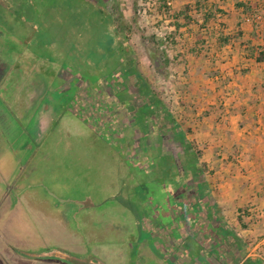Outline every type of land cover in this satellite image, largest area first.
Instances as JSON below:
<instances>
[{"label": "rangeland", "instance_id": "obj_1", "mask_svg": "<svg viewBox=\"0 0 264 264\" xmlns=\"http://www.w3.org/2000/svg\"><path fill=\"white\" fill-rule=\"evenodd\" d=\"M162 1L0 0V264L54 248L133 264L153 229L176 254L179 233L198 240L202 259L187 258L206 264L222 221L207 222L200 166L169 129L180 85L170 62L186 43ZM169 31L162 58L152 36ZM119 252L129 261L110 262Z\"/></svg>", "mask_w": 264, "mask_h": 264}, {"label": "crops", "instance_id": "obj_2", "mask_svg": "<svg viewBox=\"0 0 264 264\" xmlns=\"http://www.w3.org/2000/svg\"><path fill=\"white\" fill-rule=\"evenodd\" d=\"M193 1L179 0L174 10ZM206 1L223 12L210 21L213 32L200 52L190 51L191 44L181 45L180 54L173 51L174 60L170 64L176 71L174 84L180 85L176 90L177 100L169 103V113L177 118L179 126L175 130L197 152L199 183L206 182L202 194L198 193L201 196L198 203L208 216L207 222L215 228L222 221L216 228L222 237L211 250L206 248L202 256L205 263L264 264V0ZM248 11L256 14L249 15ZM197 18L200 22L201 16ZM216 21L221 25L217 26ZM195 26L191 30L197 31L194 23L189 29ZM219 34L234 37L218 46ZM192 35L194 40L193 32ZM169 129L172 130L171 125ZM242 208L258 215L255 222L244 228L237 222ZM147 227L148 231L153 229ZM221 231H229L230 235ZM150 233L151 239L149 236L136 242L133 264H191L187 257L202 259L192 250L197 247L202 254L198 240L190 239L193 243L190 248L187 237L179 233L178 239L186 246L183 251L180 246V253L176 254L172 248L174 239L165 231L153 229ZM225 245L226 252L222 249ZM121 252L116 256L118 259L110 262L129 261L127 252ZM99 255L96 252L91 258L103 262ZM77 260L87 263L89 259L78 256ZM30 261L31 264H69L51 257Z\"/></svg>", "mask_w": 264, "mask_h": 264}, {"label": "trees", "instance_id": "obj_3", "mask_svg": "<svg viewBox=\"0 0 264 264\" xmlns=\"http://www.w3.org/2000/svg\"><path fill=\"white\" fill-rule=\"evenodd\" d=\"M164 9L165 11H163ZM142 10H143V7L138 9V6H137L136 13L140 14ZM158 11L164 12V14L169 15V17L173 20L172 24L174 26V31L172 32H175L176 35L181 36L183 43L185 42L186 44H189V45L191 44L189 50L192 52L194 51L200 52L202 48L208 45L206 40L209 38L210 34L213 32L212 31L213 28H211L210 26V21L213 19L215 20L216 18H219L220 14L223 12L222 9L216 7L214 3H207L206 0H194L193 2H187V3H184L183 6L179 10H173V11H170V7L168 6L167 1L163 0L161 3V6L158 8ZM248 14L254 15L256 13L254 12L252 13L248 11ZM198 15L201 16L200 22L198 21V18H197ZM193 23L197 24V31L195 32L194 40H193L192 32L189 29V25ZM216 24L217 26L221 25L220 22H217ZM182 27L188 30V32H186L187 34H185V31L180 30ZM169 32L170 33H167L165 36H162L160 38H156L154 35L152 36V39L155 41V42L153 41V44L156 48L161 50L160 54L162 58H164L166 55L165 51H166V48L169 46V43L170 45H173V43H175L173 38H176V36L172 35L171 31ZM233 37L234 35H229V34L220 35L219 34L216 39L217 40L216 42L218 46H220L226 43L228 40H230V38H233ZM260 58H261V55H258L257 59H260ZM141 81L142 80H140V82ZM169 116H171L170 125L172 127L171 131H172L173 137L174 138L179 137L180 142H183L185 144L186 155L189 153V156L193 157L194 160H196L197 155H194L195 153L192 150L191 143L189 142L186 144L184 142V139L182 137L183 134L175 130L176 128L175 124L178 127L176 120H173L172 114L169 113ZM191 157H189L188 159H190ZM198 190H199V194H202V190H203L202 186H200ZM257 219H258V215L255 213H250L247 208H242L239 214L237 215V222L240 225V227H243V228L248 226L250 223L255 222ZM222 232L223 231H221V233ZM18 252L20 254H24L23 252H20V251ZM27 256H30V255L27 254ZM74 256L75 255L73 253L63 250V249H53V250L51 249L42 254L32 255L33 258H40V257H52L53 258L54 257V258L62 259L68 262L69 264H86L83 261H78L77 257H74ZM249 263H250L249 261H246L244 264H249ZM252 264H255V263H252Z\"/></svg>", "mask_w": 264, "mask_h": 264}]
</instances>
